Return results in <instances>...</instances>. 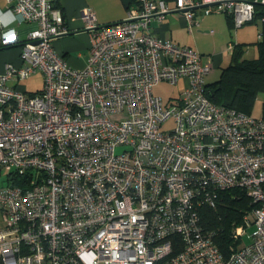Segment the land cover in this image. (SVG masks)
<instances>
[{
    "label": "built area",
    "instance_id": "built-area-1",
    "mask_svg": "<svg viewBox=\"0 0 264 264\" xmlns=\"http://www.w3.org/2000/svg\"><path fill=\"white\" fill-rule=\"evenodd\" d=\"M8 2L34 26L20 40L0 17V48H21V65L0 73V264H264V118L214 104L211 60L151 25L178 12L191 31L218 11L241 27L264 0H133L108 24L85 8L83 68L54 48L72 32L57 0ZM38 71L43 88L22 89ZM180 80L177 100L155 93ZM232 188L259 207L252 232L236 230L251 242L226 260L195 203L214 207ZM174 234L184 248L172 256Z\"/></svg>",
    "mask_w": 264,
    "mask_h": 264
},
{
    "label": "trees",
    "instance_id": "trees-1",
    "mask_svg": "<svg viewBox=\"0 0 264 264\" xmlns=\"http://www.w3.org/2000/svg\"><path fill=\"white\" fill-rule=\"evenodd\" d=\"M244 1L255 2V0ZM222 13L226 16L229 26L234 28L232 16L227 12ZM258 18L263 20V28L256 43L258 56L245 58L247 43L235 44L231 61L222 69L219 78L211 83L206 81V95L214 104L227 106L255 118H264V5H255L254 18L250 22ZM260 94L263 96L262 115L256 117L251 112ZM195 200L203 201L202 198ZM195 207L203 232L211 235L212 241L226 260L243 243L251 242L245 234L243 237L236 236L238 227H242L245 233L252 230L254 211L259 207V203H256L247 192L239 188L220 191L214 207L208 204L201 206L196 203ZM171 239L173 241L172 256H174L183 250L184 240L177 234L172 235Z\"/></svg>",
    "mask_w": 264,
    "mask_h": 264
},
{
    "label": "crops",
    "instance_id": "crops-1",
    "mask_svg": "<svg viewBox=\"0 0 264 264\" xmlns=\"http://www.w3.org/2000/svg\"><path fill=\"white\" fill-rule=\"evenodd\" d=\"M57 2L63 10L70 30L75 33L55 39L53 41L54 48L64 56L69 65L75 68H83L90 55V32L84 28L83 10L91 8L100 24L117 22L127 15V9L121 0H110V7L105 5L106 7L100 8L92 0H57ZM10 7L11 5L8 0H0L1 20L6 27L16 29L20 40H23L34 25L22 22V19ZM217 13L220 12L215 11L207 16L200 15L198 19L199 24L192 27L191 31L188 28V21L185 16L178 12L167 14L162 21L154 19L151 25L159 36L170 38L179 45L189 46L197 50L201 54L204 64L209 63L211 60V64L213 65L212 71L214 72L216 69L224 68L230 63L223 66L226 62L223 58L226 54L232 55L234 49L229 50L230 44L235 46V44L244 43L239 38L237 39L238 42L234 40L232 33L234 29L229 26L226 16L213 15ZM20 49L19 45L0 49V51H6L0 53V73L4 72L5 66L8 63L17 67L21 65ZM72 51L78 52V55L71 54L70 52ZM210 74L207 76L209 77ZM180 81L181 89L179 90V94L185 88V82L183 80ZM11 83L13 84V82Z\"/></svg>",
    "mask_w": 264,
    "mask_h": 264
},
{
    "label": "rangeland",
    "instance_id": "rangeland-1",
    "mask_svg": "<svg viewBox=\"0 0 264 264\" xmlns=\"http://www.w3.org/2000/svg\"><path fill=\"white\" fill-rule=\"evenodd\" d=\"M93 2L96 3V6L98 8L100 7H106L105 5L110 7V0H92ZM122 2V1H121ZM128 10V9H127ZM98 11V10H97ZM215 15H222L224 16V13H217L213 14ZM225 17V16H224ZM124 19V18H123ZM262 18H258L257 20H254L253 22L247 23L243 25L242 27L236 28L234 25V30H232L233 33V38L236 42H238V38L240 39L241 42L247 43L245 46V53L244 57L245 58H254L258 56V49H257V41L259 40V35L262 31L263 24H262ZM234 24V23H233ZM218 35V33H217ZM211 38V37H210ZM207 38V39H210ZM6 51H0V53H3ZM73 55H78V52H70ZM16 56V52H15ZM231 56V55H230ZM230 56L228 54L225 55L223 59H225V63L223 66L227 65L230 62ZM1 57V54H0ZM222 66V67H223ZM223 68H218L214 72L212 71L210 76L206 77V81L211 83L216 81ZM20 85L22 89L28 91V92H33L36 93L37 91L41 90L44 86V76L41 71H38L34 74H32L30 77L26 79L20 80ZM12 84V83H11ZM181 89V81L180 84L177 85H171L168 82H162L160 83L156 88H155V93L160 95L165 102L169 101L170 97H174L172 100H177L178 97L180 96L179 90ZM262 99L263 96L260 94L255 102V105L252 110V115L256 117H260L262 115ZM173 126V123L171 121L165 123L163 125V128H170ZM120 149H118L119 151ZM6 171L3 170L2 174L0 175V187L4 186L6 184ZM252 230H250L248 233H251ZM246 242H250V240H246Z\"/></svg>",
    "mask_w": 264,
    "mask_h": 264
},
{
    "label": "water",
    "instance_id": "water-1",
    "mask_svg": "<svg viewBox=\"0 0 264 264\" xmlns=\"http://www.w3.org/2000/svg\"><path fill=\"white\" fill-rule=\"evenodd\" d=\"M122 1V3H123V5H124V7L126 8V9H128L129 8V6H130V4L133 2V0H121ZM257 4H260V5H263L262 3H257ZM73 33H75V32H70L69 34H67V35H72ZM66 36V35H65ZM63 37V36H62Z\"/></svg>",
    "mask_w": 264,
    "mask_h": 264
},
{
    "label": "flooded vegetation",
    "instance_id": "flooded-vegetation-1",
    "mask_svg": "<svg viewBox=\"0 0 264 264\" xmlns=\"http://www.w3.org/2000/svg\"><path fill=\"white\" fill-rule=\"evenodd\" d=\"M65 36V35H64Z\"/></svg>",
    "mask_w": 264,
    "mask_h": 264
}]
</instances>
